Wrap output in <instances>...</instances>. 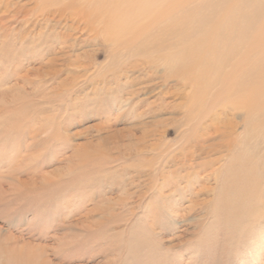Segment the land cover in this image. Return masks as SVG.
Here are the masks:
<instances>
[{
  "label": "rangeland",
  "instance_id": "1",
  "mask_svg": "<svg viewBox=\"0 0 264 264\" xmlns=\"http://www.w3.org/2000/svg\"><path fill=\"white\" fill-rule=\"evenodd\" d=\"M161 1L187 29L211 2L250 11L264 67L260 0ZM59 7L0 0V264H264V167L255 185L224 186L225 152L183 164L192 143L164 150L198 93L151 77L152 92L127 96L137 73L119 76L81 13Z\"/></svg>",
  "mask_w": 264,
  "mask_h": 264
},
{
  "label": "bare ground",
  "instance_id": "2",
  "mask_svg": "<svg viewBox=\"0 0 264 264\" xmlns=\"http://www.w3.org/2000/svg\"><path fill=\"white\" fill-rule=\"evenodd\" d=\"M38 1L48 6L59 5L56 12L67 19L69 16L61 13L66 6L81 13L86 25L103 40L111 69L123 65L118 69L119 76L125 77L129 72L138 74L124 82L130 87L136 85L126 90L127 96H143L147 90L151 91L157 83L151 84L153 78L164 86L169 81L179 82L183 88L198 93V98L190 99L183 109L180 126L184 125V129L179 138L164 150L192 143L194 150L186 151L183 164L203 153L206 163H212L225 152L228 162L215 172L222 184L232 185L238 179L257 184L264 167V157L260 156L264 147L261 145L264 144V67L253 60L250 11L236 15L238 10L211 2L199 21H192L187 29L176 19L168 18L173 9L171 4H167L164 13L157 10L161 9V0ZM259 4L264 6V0ZM106 6L117 10L116 13L103 16L100 10ZM148 77L153 78L148 80ZM218 109L238 119L240 133L232 136L236 123L231 119L218 122L220 118L215 113ZM199 129L205 133V139L199 135ZM201 140H205L204 146ZM246 191H236V195L248 197Z\"/></svg>",
  "mask_w": 264,
  "mask_h": 264
}]
</instances>
